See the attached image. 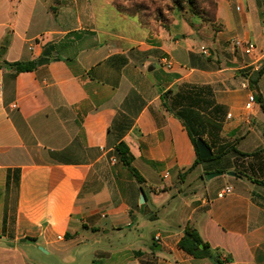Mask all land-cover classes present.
I'll return each mask as SVG.
<instances>
[{"label": "crops", "instance_id": "0c3cea01", "mask_svg": "<svg viewBox=\"0 0 264 264\" xmlns=\"http://www.w3.org/2000/svg\"><path fill=\"white\" fill-rule=\"evenodd\" d=\"M214 22L0 0V264H214L178 248L186 225L223 264H264V0H216ZM189 132L208 168L188 171Z\"/></svg>", "mask_w": 264, "mask_h": 264}, {"label": "trees", "instance_id": "16d2710c", "mask_svg": "<svg viewBox=\"0 0 264 264\" xmlns=\"http://www.w3.org/2000/svg\"><path fill=\"white\" fill-rule=\"evenodd\" d=\"M148 1L153 5L152 0ZM198 1L199 0H172L171 3L176 9L179 10L184 9V6H186L191 12L192 16L194 15L200 17L203 23H208L214 28V30H218V27L214 22L216 0H202L200 3L201 5H203L202 7L199 6ZM112 2L118 11L129 16H136L141 24H144L147 19H151L155 22L166 23L169 22V18L171 19L172 17V15H168L167 17H165L158 13H156L155 15L149 14L148 9L142 4V1L136 2L134 0H112ZM8 66L14 68L17 73H21L31 71L34 67V64L15 63L9 64ZM189 137L192 145L194 146L196 160L194 165L190 169H188V171L191 172L197 165L211 161H217L219 159V156L217 155H212L210 158L205 160L200 159L196 146V139L198 138V136L192 135L189 132ZM115 150L119 156L120 162L124 165V167L128 169L135 180L140 184L144 183L142 177L131 166L133 157L130 154L127 146L123 143H120L116 146ZM178 248L194 259H209L214 264H223V262L221 261V255L218 252L212 250L210 246L201 239L196 229L191 225H186L184 227L183 236L178 243Z\"/></svg>", "mask_w": 264, "mask_h": 264}, {"label": "rangeland", "instance_id": "374dc122", "mask_svg": "<svg viewBox=\"0 0 264 264\" xmlns=\"http://www.w3.org/2000/svg\"><path fill=\"white\" fill-rule=\"evenodd\" d=\"M134 1H136V2H141L142 1V4L144 6H146V8L149 11L148 13L151 14V15H155L156 13H158L160 15H163V16L167 17L168 15H173V13L176 11V12L181 13L183 16L197 17V16H194V15L192 16L191 12L189 11V9L186 6H184V9H181V10L176 9L174 7V5H172V3H171L172 0H152L153 5L148 0H134ZM201 1L202 0H199L198 3H199V6L202 7L203 5L200 4ZM198 18L201 19L200 17H198ZM201 21H202V19H201ZM202 23H203V21H202ZM198 42H200V41H198ZM202 45L204 47L208 48V47L211 46V42H208L207 40H203L202 41ZM208 163H215V161L207 162V163H204L202 165H204L206 168H208ZM205 178H206V176H205ZM153 234H154V232H151V233L148 234L149 239H150V237ZM116 241H119V240H116Z\"/></svg>", "mask_w": 264, "mask_h": 264}, {"label": "built area", "instance_id": "2783aa9c", "mask_svg": "<svg viewBox=\"0 0 264 264\" xmlns=\"http://www.w3.org/2000/svg\"><path fill=\"white\" fill-rule=\"evenodd\" d=\"M263 34H264V30H263ZM231 46L233 47V49H242L244 55L247 56H252L255 52V45L253 43L250 42H242L239 40H231L230 41ZM201 52L203 55H208V51L206 49H201ZM162 64L166 65V67L170 68L171 67V63L168 61L163 60ZM255 103V97L253 94H249L248 99H247V103L245 105V109L246 110H250L252 108V106ZM112 162L114 163L115 160H112ZM232 189L229 186L224 187L219 194L217 195V198L222 199L225 196L231 194ZM160 237L156 236L154 237V241H159Z\"/></svg>", "mask_w": 264, "mask_h": 264}, {"label": "water", "instance_id": "95a60500", "mask_svg": "<svg viewBox=\"0 0 264 264\" xmlns=\"http://www.w3.org/2000/svg\"><path fill=\"white\" fill-rule=\"evenodd\" d=\"M196 146H197V150H198V154H199L200 159L205 160V159H208L212 156L210 148L202 141V139H200V138L196 139ZM230 174H232V173H230ZM219 175H221V174L220 173L207 174L206 179L210 180V179L215 178ZM144 202H145V198L142 196L140 204L143 205Z\"/></svg>", "mask_w": 264, "mask_h": 264}]
</instances>
